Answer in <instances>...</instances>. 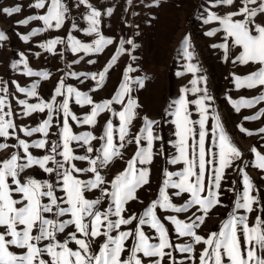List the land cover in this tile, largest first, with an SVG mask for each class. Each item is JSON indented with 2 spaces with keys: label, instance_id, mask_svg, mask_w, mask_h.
<instances>
[{
  "label": "snow or ice",
  "instance_id": "1",
  "mask_svg": "<svg viewBox=\"0 0 264 264\" xmlns=\"http://www.w3.org/2000/svg\"><path fill=\"white\" fill-rule=\"evenodd\" d=\"M127 2L131 4L132 0ZM155 3L158 6L159 0H155ZM234 3L235 0H215L212 7L232 6ZM241 3L238 11L223 17L210 12L204 22H218L220 28L209 31L206 35L214 36L217 31L222 30L224 42L213 47L223 49L225 61L230 58L232 49L238 48L239 54L231 60L234 65L257 66L256 70L243 77L232 74L237 89L264 87V22H256L259 16L264 15V0H241ZM80 5L88 9L83 17L88 25L84 32L85 35L94 37L92 42L84 43L69 32L67 41L57 37L41 44V48L54 53L57 45L67 43L73 54L82 52L90 55L100 54L115 43L113 38L106 37L100 30L102 12L89 3V0H78L76 7ZM30 6L46 11L43 15L29 16L18 23L27 25L30 21L39 20L44 27L34 29L29 35H21L24 42L42 31L61 29L70 11L63 0H35ZM20 12V6L0 9V13L8 17ZM112 13V8L107 9V15L111 16ZM72 30H77L75 22L72 23ZM8 39L5 32L0 31V42ZM182 44L185 59L192 61L190 37L185 36ZM136 47L132 39L121 38L115 54L103 70L92 73L66 72L48 101L39 99L37 103H28L27 100H19L18 103L24 109L23 116H31L37 112L47 113V118L38 126L19 128V132L25 137H31L35 133L42 134L43 138L32 143L21 139L17 134V125L12 119L13 111L8 101V83L3 82L0 87V138H14L17 143H0V151L9 147L16 148L17 151L0 160V264H143L142 257L150 258L151 264H185V261L197 264V260L198 264H264V216L257 215L254 222L250 223L247 214H238L239 210L250 214L260 204L258 196L254 194L257 189L243 167L239 168L243 191L237 193L233 208L221 222L219 230L210 232L207 237L198 234L211 211L217 206H223L221 189L225 172L243 155L226 132L220 115L212 107L213 97L208 94L206 87L199 86L203 78L193 79L190 82L191 88H181L179 97L165 110V114L172 117L175 137L170 143L176 154L169 162L181 164L182 168L177 172L164 171L165 179L157 198L139 217L135 214L127 217L124 215L126 205L137 200L138 190L150 182V169L138 165L152 164L156 155L153 151L154 142L162 139L154 131L160 121L148 116L142 118V127L132 139H128L133 121L138 116L137 110L142 107L133 92L136 88L143 89L146 86V77L133 76L132 73L137 69L128 64L114 95L99 103L89 93L67 85L65 78L83 77L95 81V87L90 89L95 92L103 88L109 71L121 56L127 54L133 62L136 61L137 58L132 55ZM21 57L24 75L43 79L50 77L46 71H33L23 54ZM89 63L95 61L90 60ZM17 66L12 65L13 68ZM186 70L196 74L198 67L189 62ZM12 83L26 97L38 96L36 83L29 88L20 87L15 81ZM189 93L197 98L188 99ZM200 93L202 95H198ZM58 97H62L59 103ZM73 98L77 105L91 106L90 112L78 117L70 107ZM262 101L264 95L253 99L241 98L238 101L229 98L237 113L242 108H252ZM116 104L121 105L119 111L113 107ZM192 105L195 106L198 119L192 118ZM105 112L118 119V127L109 119L99 137L92 132L76 134L73 131L70 121L77 125L95 127L97 118ZM59 114L63 117L62 125H57L59 136L49 144L48 136L53 120ZM262 116L264 109L255 116L244 119L257 120ZM210 119L213 122L211 128L208 124ZM238 128L248 136L254 134L242 124ZM258 132L264 134V128H260ZM94 141H99L100 146L94 147ZM133 142L136 145L135 154L128 160L123 171L107 181L101 170L108 168L117 158L122 159V150ZM74 145L84 148L86 154L77 155ZM33 148L45 150L46 154L34 156L30 151ZM21 149L22 154L19 151ZM250 151L255 156L254 167L264 172V153L256 147H252ZM75 161H86L87 167H77ZM33 167L39 168L48 176H54V181L40 180L34 176L22 178V174ZM85 174H90V178L81 179ZM95 189L100 190V196L93 200L87 199L86 193ZM169 189H175L174 195L177 197L187 194L188 198L183 204L177 205L169 195ZM228 191L235 189L229 188ZM105 198L108 205L101 210L99 206ZM157 209L176 214L191 211L192 214L186 220L180 219L179 215H169L164 219L174 226L178 237L190 238L192 242L174 244ZM260 210L264 212V207ZM63 217L69 218L62 219ZM134 221V229L121 230L122 226L132 225ZM144 225L154 230L155 237L145 233ZM69 226H73L74 231L67 233V238L61 241L59 234L65 233ZM114 232L116 235L112 234ZM98 237H104V242L99 245L98 251H93L92 242ZM129 239L132 240V246L127 250V258L122 259ZM73 243L76 245L75 249L70 247ZM196 245H203L198 257L194 255ZM13 248L20 251L14 252ZM174 251L186 254L185 260L178 261L173 255Z\"/></svg>",
  "mask_w": 264,
  "mask_h": 264
},
{
  "label": "rangeland",
  "instance_id": "2",
  "mask_svg": "<svg viewBox=\"0 0 264 264\" xmlns=\"http://www.w3.org/2000/svg\"><path fill=\"white\" fill-rule=\"evenodd\" d=\"M35 0H0V9L5 7L20 6L21 12L14 14L11 17L0 13V31L5 32L9 37L7 41L0 42V87L3 82L8 83V101L13 111L12 119L17 125V134L21 139H25L29 143L41 139L42 134L35 133L31 137H25L23 133L19 132L21 126L36 127L39 123L47 118V113H33L31 116H23V107L18 103L19 100H27L28 103H37L39 99L45 101L50 100L55 86L58 84L61 77L65 76L66 72L73 71L77 73H92L103 70L111 56L115 54L118 47V41L121 38L132 39L137 45L132 55L137 59L135 62L125 54L120 57L117 64L109 71L103 88L91 92L90 89L96 85L95 81L90 79H75L66 77L65 83L77 88L81 92L89 93L93 100L97 103L110 99L115 90L118 88L122 79V72L128 64H132L137 69L132 73L136 77H146L145 87L143 89L136 88L133 96L138 100L142 106L138 109V116L133 121L128 139L139 131L142 127V118L148 116L150 119L160 121L155 127L154 131L162 137L161 140L154 142L153 151L156 153L154 160L150 165H138V167H146L150 169V182L143 186L137 192L138 199L130 201L126 205L127 211L125 216L137 215L139 217L144 210L155 200L159 193V188L165 179L164 171L177 172L182 168L181 164H172L169 161L176 154L170 141L174 140L173 135L174 126L171 124L172 117L165 114L170 103L177 99L180 95L181 88H191V81L193 79L203 78L200 82V87H206L207 92L213 97L212 107L220 115L223 126L230 136L233 143L242 152L241 159L235 161L232 168L225 172V179L222 181L221 200L223 206H217L211 211L206 223L198 230V234L207 237L212 231H218L219 226L223 220L228 216L232 210L236 195L243 191L242 176L239 173V168L243 167L247 174L252 179L257 192L260 204L255 206L256 210L252 213H245L239 210L238 214L249 216V222L252 223L257 215L264 216L261 208L264 207V172L254 167L255 156L250 151L252 147H256L258 151L264 153V134H260L258 130L264 128V116L257 120H245V117L255 116L264 109V101L256 104L252 108H242L240 112H236L229 102L238 101L241 98L253 99L260 95H264V87L257 88H240L237 89L232 78L234 73L237 76H246L250 72L256 70V65H240L231 62L235 55L239 54V49H232L230 58L225 61L223 49L213 47L224 42V32L217 31L214 36L206 35L207 32L220 28L218 22L205 23L208 14L215 12L219 16H225L228 13L238 11L242 6L241 0H235L234 5H217L212 7L215 0H159L158 6L155 0H132L131 4L127 0H89L95 8L102 12L100 30L103 35L113 38L115 43L108 46L104 52L100 54L85 55L84 53L73 54L67 47V43L56 46L54 53L46 52L40 47L41 44L48 40L60 37L67 41V36L71 32L72 36L81 40L84 43H91L93 36L85 35L84 30L88 27L87 22L83 19L87 14L88 9L84 5L76 7L78 0H63L69 8L68 18L64 26L59 29H49L42 31L35 36H30L28 42H24L21 35H29L34 29L43 28L44 25L39 20L30 21L27 25H21L18 22L34 15H43L46 9H35L31 7ZM112 8L111 16L107 15V9ZM241 19V17H236ZM75 22L77 30H72V23ZM257 23L264 22V15H261L256 20ZM190 37L191 47L189 51L193 53V60L185 59L183 52V38ZM126 47L130 48V46ZM23 57L27 59L29 67L35 72H48L50 77L43 79L41 77H29L24 75V67L21 62ZM83 57V59H81ZM95 63H89V61ZM79 61V63H75ZM191 62L198 67L196 74L188 73L186 65ZM17 64L16 68L12 65ZM69 65L71 67L69 68ZM177 73H184L177 75ZM15 81L20 87L29 88L33 83L37 84V97H26L23 93L16 90ZM83 81V82H81ZM202 95V93L198 94ZM197 96L189 93L188 99L194 100ZM62 97L57 98V103ZM71 110L78 116L83 117L89 113L91 106H80L75 103L74 98L70 101ZM119 111L121 105H113ZM7 110V109H6ZM193 112V119H198L196 115L195 106H190ZM109 119L113 120V124L118 127L119 121L111 116V113H102L97 118L95 127L89 125H77L70 121L73 131L76 134L84 132H92L97 137L103 134L104 125ZM62 114L54 117L53 127L50 129L48 140L49 144L57 140L59 136V129L57 125H62ZM209 120V128L212 125ZM243 125L246 129L253 132L252 136L239 131L238 125ZM0 143H7L9 145L16 144L14 138L5 140L0 138ZM94 147H99L100 142L94 141ZM77 155H85V149L74 145ZM162 149V151H161ZM136 145L133 142L128 144L122 150L123 158H117L114 162L105 169L101 170V174L105 176L107 181H111L119 172L123 171L135 154ZM17 151L16 148L9 147L0 151V160L6 159L12 152ZM22 154V149L19 150ZM34 156H42L45 150L30 149ZM77 167H87L86 161H75ZM34 176L40 180H53L54 176H48L39 168L33 167L26 170L22 174V178ZM81 179H89L90 174H85ZM108 185H105L107 187ZM229 188L235 191H228ZM175 189H169V195L173 202L181 205L188 198L187 194L177 197L174 195ZM62 195V193H58ZM100 196V190L95 189L86 193V198L89 200L96 199ZM108 205L107 198L99 206L101 210ZM194 211V209H193ZM157 214L169 229L170 239L174 244L191 243L190 238L178 237L175 233L174 226H172L164 218L169 215H179V218L186 220L192 213L176 214L173 212H166L157 209ZM63 217L62 219H68ZM113 219H115L113 217ZM136 221L132 225L122 226L121 230L134 229ZM147 235L155 237V232L148 225L143 226ZM74 231L73 226H69L65 233L59 234V239L63 241L67 238V233ZM116 235V233H112ZM104 237H98L92 242L93 251H98L100 244L104 242ZM153 242H156L153 240ZM132 246V240L126 242V251L122 254V259L128 256V249ZM73 249L76 245L70 244ZM203 250V245H196L194 255ZM12 251L17 252L15 248ZM173 255L178 261H184L186 254L173 252ZM47 258V257H45ZM143 264H151L150 258L142 257ZM167 260V258H166ZM185 264H191V261H185ZM198 264V260H197Z\"/></svg>",
  "mask_w": 264,
  "mask_h": 264
}]
</instances>
